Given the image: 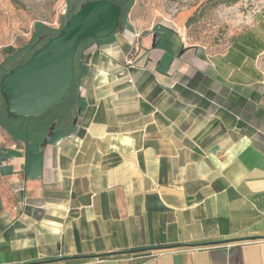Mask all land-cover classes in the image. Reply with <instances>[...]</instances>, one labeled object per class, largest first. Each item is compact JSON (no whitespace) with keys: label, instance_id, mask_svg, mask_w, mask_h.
I'll return each instance as SVG.
<instances>
[{"label":"crops","instance_id":"obj_1","mask_svg":"<svg viewBox=\"0 0 264 264\" xmlns=\"http://www.w3.org/2000/svg\"><path fill=\"white\" fill-rule=\"evenodd\" d=\"M186 20L84 44L73 111L0 159V264H264V49Z\"/></svg>","mask_w":264,"mask_h":264},{"label":"rangeland","instance_id":"obj_2","mask_svg":"<svg viewBox=\"0 0 264 264\" xmlns=\"http://www.w3.org/2000/svg\"><path fill=\"white\" fill-rule=\"evenodd\" d=\"M109 1L121 4L125 10L129 6L126 0ZM76 5V1L71 3L69 0H0V68L12 55L6 53L5 48L12 44L18 49L30 44L35 27L39 23L59 30L76 12ZM131 10L145 18L166 17L173 21L186 17L182 29L185 30L187 43L205 47L212 52L225 51L235 45L253 48L256 41H259L260 47L264 49V0H132ZM26 33H30L28 38H25ZM47 40L46 36L41 37L32 51L17 60L6 62L5 67L0 70V78L6 70L24 61L25 56L33 54ZM80 53L81 48L76 55L75 67L79 64ZM259 71L262 82L264 52L259 58ZM77 82L76 80V84ZM67 108V103L62 104L51 110L48 118L66 116ZM11 125L4 99L0 94V149H7L15 144L8 132Z\"/></svg>","mask_w":264,"mask_h":264},{"label":"water","instance_id":"obj_3","mask_svg":"<svg viewBox=\"0 0 264 264\" xmlns=\"http://www.w3.org/2000/svg\"><path fill=\"white\" fill-rule=\"evenodd\" d=\"M121 16V7L109 0L83 3L56 36L0 81L9 117L40 118L61 106L73 85L81 44L116 34L121 29Z\"/></svg>","mask_w":264,"mask_h":264},{"label":"trees","instance_id":"obj_4","mask_svg":"<svg viewBox=\"0 0 264 264\" xmlns=\"http://www.w3.org/2000/svg\"><path fill=\"white\" fill-rule=\"evenodd\" d=\"M69 1L71 3L76 1L77 2L76 7L78 10L79 7L83 3L91 1V0H86V1L69 0ZM126 1L129 4V6L126 10L123 8V6L121 4H118L115 2L116 4H118L121 7V10H122L121 23H123L125 21V19L127 18L128 14H129V11L132 7V0H126ZM238 1L239 0H232V2H238ZM60 29L54 30V29H51V28L43 25L42 23L37 24L35 27V32L33 34L32 42L30 44H27L24 47H21L18 49H16L13 46H9V47L5 48L6 53L12 54L6 62L8 63V62H11V60L12 61L17 60V59L21 58L22 56L26 55L28 52L32 51V48L39 41V39L41 37L46 36L48 39H50L51 37L56 36L59 33ZM114 35L115 34L111 35L108 38H104V39H112ZM88 41H97V40H88ZM88 41H85L81 44V47H80L81 48V53H80L81 55H80V59H79V64L77 67H75L73 85H72V88L70 90L69 95L66 97V99L63 103L64 105L67 103L68 108H69L68 112L73 111L74 106L76 105V101L79 100V98H80V92L78 90L79 86L81 84L82 79L88 74V67H87L86 62H85V57L82 54V48H83L84 44L87 43ZM31 56H32V54L30 56H27V57L25 56V60L22 62H19L17 65L26 62ZM6 62L3 65H1L2 68H0V70H2L5 67ZM15 66L16 65L11 66L8 70H6L5 73L9 72ZM76 80L78 81L77 84H76ZM79 108H81V106ZM48 113H46L45 115H43L40 118H17V119H15V118L9 117L10 121L12 122V125L8 128V132H9V134H11L14 141L25 142V144H26L25 156L27 158V161H28V155L32 153L33 148L35 146H39L41 144V142L43 141V138L45 136L44 130L47 132V127L54 121V119H53L54 117L48 118ZM12 155H18V153L14 152V151H8L7 152V156H12Z\"/></svg>","mask_w":264,"mask_h":264},{"label":"flooded vegetation","instance_id":"obj_5","mask_svg":"<svg viewBox=\"0 0 264 264\" xmlns=\"http://www.w3.org/2000/svg\"><path fill=\"white\" fill-rule=\"evenodd\" d=\"M38 43V42H37ZM37 43L34 45V46H36L37 45ZM23 64V63H22ZM19 65H21V64H19ZM18 65H16L15 67H17ZM14 67V68H15ZM13 69V68H12ZM11 69V70H12ZM10 70V71H11ZM9 71V72H10ZM6 72V71H5ZM3 73L2 74V76H1V78H0V81L2 80V78L7 74V73H9V72H7V73ZM80 87L81 86H79V89H80ZM78 89V90H79ZM3 98V97H2ZM67 110H69V108H67ZM71 110V109H70ZM60 118H62V116H54V121L47 127V132L44 130V134H45V136H44V138H43V141L41 142V144L45 141V139L46 138H48L47 136L49 135V133H51L52 131H51V129H52V127H53V125L55 124V126L58 124V121H59V119ZM19 142H23V141H19ZM14 143H18L17 141H14ZM24 144H25V142H23ZM40 144V145H41ZM25 146H26V144H25ZM9 150H7V149H0V158H4V157H6L7 156V152H8ZM8 157V156H7ZM10 157V156H9Z\"/></svg>","mask_w":264,"mask_h":264},{"label":"built area","instance_id":"obj_6","mask_svg":"<svg viewBox=\"0 0 264 264\" xmlns=\"http://www.w3.org/2000/svg\"><path fill=\"white\" fill-rule=\"evenodd\" d=\"M261 84L264 86V79L262 80Z\"/></svg>","mask_w":264,"mask_h":264}]
</instances>
